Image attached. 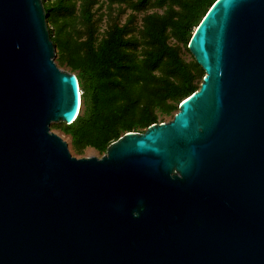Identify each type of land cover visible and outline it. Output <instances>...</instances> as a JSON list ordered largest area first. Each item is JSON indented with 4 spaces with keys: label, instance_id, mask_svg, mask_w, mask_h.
<instances>
[{
    "label": "water",
    "instance_id": "95a60500",
    "mask_svg": "<svg viewBox=\"0 0 264 264\" xmlns=\"http://www.w3.org/2000/svg\"><path fill=\"white\" fill-rule=\"evenodd\" d=\"M41 0H0V264H264V0H215L168 122L75 158ZM79 91V92H78Z\"/></svg>",
    "mask_w": 264,
    "mask_h": 264
},
{
    "label": "trees",
    "instance_id": "16d2710c",
    "mask_svg": "<svg viewBox=\"0 0 264 264\" xmlns=\"http://www.w3.org/2000/svg\"><path fill=\"white\" fill-rule=\"evenodd\" d=\"M214 1L41 0L52 27L54 62L75 74L80 91L78 115L71 124L59 125L75 154L85 148L102 154L123 134L162 123L198 88L203 73L180 51H187L193 29ZM103 3L108 8L123 4L132 13L151 6L161 13L143 14L137 36L133 15L99 34L93 7Z\"/></svg>",
    "mask_w": 264,
    "mask_h": 264
},
{
    "label": "rangeland",
    "instance_id": "374dc122",
    "mask_svg": "<svg viewBox=\"0 0 264 264\" xmlns=\"http://www.w3.org/2000/svg\"><path fill=\"white\" fill-rule=\"evenodd\" d=\"M103 0H100V3H102ZM97 5H94L93 9L95 10V15H94V21H96V26H97V32L99 34H101L102 32H104L106 30V28L112 24H117V25H123L125 23V21L130 17V16H134V27H135V32L134 35L137 36V29H139L140 27V19L143 16V14L145 13H161V9H156V8H152L151 6H149L145 11L143 12H139V13H132L129 8H127L125 5L121 4V5H112L111 7H107L105 3L100 4V9ZM45 25L47 27L48 30H51V25L46 24L45 21ZM75 25L76 29H80V25L78 22H75L73 24V26ZM100 37V35H99ZM170 44H174L173 41L170 40ZM181 57L185 62H188L190 59H192L191 55L187 52V51H183V49H181ZM55 59V58H54ZM61 70L63 71H67L68 69L65 67H60ZM75 76V74H74ZM175 113V112H173ZM171 114L170 116L167 117H163V122H168L171 120L172 118ZM162 122V123H163ZM63 124V123H56V124H51L50 125V131L52 133H54L55 135H57L58 137H60L67 145V149L70 153L71 156L75 157V158H86V157H96L99 158L102 154L98 153L97 151H95L94 149L91 148H85L82 150L81 154H75L72 150H71V145H70V139L67 135H65L64 133H62V131L59 129V125ZM53 125H57V127H54ZM136 133V132H135Z\"/></svg>",
    "mask_w": 264,
    "mask_h": 264
},
{
    "label": "bare ground",
    "instance_id": "6f19581e",
    "mask_svg": "<svg viewBox=\"0 0 264 264\" xmlns=\"http://www.w3.org/2000/svg\"><path fill=\"white\" fill-rule=\"evenodd\" d=\"M79 92V91H78Z\"/></svg>",
    "mask_w": 264,
    "mask_h": 264
}]
</instances>
